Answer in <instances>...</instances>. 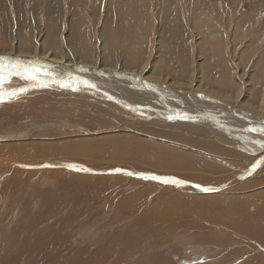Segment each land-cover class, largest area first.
I'll list each match as a JSON object with an SVG mask.
<instances>
[{
    "label": "rangeland",
    "instance_id": "1",
    "mask_svg": "<svg viewBox=\"0 0 264 264\" xmlns=\"http://www.w3.org/2000/svg\"><path fill=\"white\" fill-rule=\"evenodd\" d=\"M66 1H68L70 6L65 3ZM66 1L61 3V0H49L47 2L44 0H20L15 3L13 0H4L3 8L0 7V23H3L7 18H11L10 16L17 6L22 7L25 4L27 6L25 11L27 13L30 14L36 11L38 14H42L47 10H51L52 6L61 4L60 14L66 15L64 17L66 18V22L62 19L63 24L65 25L69 22L71 12L75 11L74 14L78 13L85 22L90 24L91 29H94L93 39L99 43L100 25L103 23L104 15L107 12L106 1L100 0L102 2L98 4L99 7L98 5L97 7L94 5L96 8H93L94 6L92 5V7L90 6L87 10L84 9V4L87 5V2L84 4L82 2L72 4L70 0ZM216 1L217 0H146L145 3L149 5V7L147 6V9H140L139 5L141 1L132 0V2H137V7L134 10L128 11V6L123 13L129 15L132 19L138 18L141 23V31L138 35V41L133 37L129 51L140 52L142 47L146 48L145 50L144 48L142 49L140 55L135 59L134 64L130 65L129 63H123L124 56L122 53H118L115 59L118 56L117 59L120 58L119 60L105 62L102 65L105 68L123 69L127 70V72L137 73L147 64L143 71L144 75L148 77L152 76L156 81L161 80L162 82L160 81V83L163 86L171 82L185 84L189 79V75L194 78L195 73L193 72L196 70L198 73L197 76H200L197 85L202 86L203 89L217 91V85L220 84L221 81H224L226 83L225 86L229 87L230 92L233 94L235 88L231 86L236 85L234 80V76L236 75L234 69L238 63L239 57L243 55L245 64H241L243 66L246 65V69L244 73H241L243 72L241 70L243 68L238 64L240 68L238 77L249 85L247 87L250 88V94H252L256 100V102L253 103L251 99L252 95H247L244 98V103L248 104V106H258L259 100L264 98V19L256 23L252 20L255 21L259 16L257 12L264 15V10H256L257 7L261 8L264 2L263 0H234L235 2H232L233 0H227L229 3L231 2L229 4L230 7H227L224 4L227 1L223 0L219 3H216ZM122 3L127 5L129 4V0H122ZM95 4H97V2H95ZM216 8H219V10L216 11V13H218L215 14L216 17L213 18L215 15H207L210 10ZM252 11L255 12L253 13ZM6 14H8V16ZM152 14H154V17ZM248 16L249 19L247 18ZM245 19H247L250 25ZM258 19H260V17ZM59 21H61V19ZM151 22L153 24L149 27ZM238 23L240 27L237 28L239 31L237 30L236 32L235 29ZM243 24L244 26H242ZM218 26H222V30H220L221 28ZM39 29L42 28L38 27L37 23L30 27L25 25L15 26L13 29H9L8 36L4 30H1L0 42L3 36L5 44H0V52L8 51L15 47L16 51L19 53H34L37 55L32 35ZM212 30L219 32L221 38H210L211 35L208 33ZM230 30H234V33ZM146 33L148 36L145 35ZM19 34L25 39L24 41L18 39L19 36L17 35ZM11 37L15 38L18 43L11 39ZM30 42L31 47H29ZM227 44H231L236 51L231 58L227 53ZM66 47L68 46L63 42L61 54H58L56 51L46 46H41L40 49L43 55L50 52L52 57L59 59L67 55V52L65 53ZM189 49L192 51L190 50L191 52H189ZM93 54L94 51L92 52V55ZM248 57L250 60L248 59L249 61L246 63ZM258 65L261 68L258 67ZM190 71L193 72L191 73ZM205 76L210 80V84L200 81ZM21 81L23 80L17 82ZM39 81L41 82L40 84L45 85L44 79L40 78ZM33 82L36 84L38 83L37 80ZM7 83L8 81L5 84ZM179 91L182 92L183 90ZM196 95L197 97H194L196 101H201V99L202 101H207L211 99V97L205 95L204 92ZM206 96L208 98H205ZM240 104L238 105L240 106ZM85 106L88 107L89 105L85 103ZM85 106L82 105L80 107L77 104L75 105L73 104L72 97H64L61 93L57 92H54L52 95L34 94L28 97L14 98L4 102V104L0 103V148L12 149L9 155L3 157L18 158L26 156L28 147H32V149H36V151H38V147L39 150L45 149L46 147L58 149L55 151V158H61L72 163L79 162V164L82 163L81 165H89L86 167L87 172L84 174V176L88 178L83 177L81 179L84 183H89L86 187L88 193H78L76 191V185L72 183L75 182L76 179L69 178V174L67 177V172L62 173L61 169L46 171L43 170L41 166L37 175L34 177H30L25 173H18V175L10 173L7 174V177L6 175L0 177V243L2 242L1 247L3 249H7L6 246L12 244V237L16 235L19 236L20 233H33L38 236L40 235L41 238L38 237V239L30 240L28 245L25 244L27 245V251L25 250L24 254H30L33 249H36L35 252L38 257L35 258L33 255V257L37 259L34 264H44L45 260L51 257L52 258L46 264H62L63 262L65 264H70V262L73 264H80L76 262L77 259H81L84 263L88 264H227L231 262L230 260H232V263L236 262L235 264H248L249 261L245 259L246 257L250 259L255 257L259 261L256 264L262 263V252L258 249L259 246L253 243L252 238L247 236L244 237L248 241H241L240 239L243 236L240 231L239 233L237 230L227 227L231 232L236 234V237L230 236L228 235L229 232H227L228 229L225 228L224 225H214V222L212 223V221H209L208 218L203 217L201 214L200 216L196 214L189 216L184 212V216L179 219L181 224L174 222L176 219H170L169 222L166 221L170 224V226H168L155 219L153 221L148 218L143 211H141L142 208L140 210L138 207L141 203H146L149 206H158L157 210H161L163 207L165 208V212L171 210L172 208L170 207L176 206L181 196L183 198L193 196L191 192H185L186 189L182 188L181 190V185H186L189 188L191 187L190 189L192 191L194 190V194H202L200 198L204 199L214 195H220L229 201H241L246 199L242 197L246 195L248 198H252L249 199V201L256 203L258 199H254L253 196L263 193L262 191H256V187L244 189L245 192H240V189H238L233 193H228V190L231 187L236 189L241 188V183L248 180L251 175L254 174L259 166L258 164L263 163V156H260L261 158L255 161V163L249 161H247L248 163H241L237 161L227 165V161L204 159L202 156L195 155L198 159L206 163L205 165L209 167L216 166L218 168L215 172L205 169L199 171V175L205 177L203 179L214 181H218L224 177H228L229 179L226 183H217V185L211 186L186 182L183 178L175 174H169L181 171L176 168H169L165 171L161 170L162 174L161 172L159 173L157 168L147 163L150 157L145 158L146 154H151L154 148L159 147L172 148L173 146H177L186 149L182 143L178 142L179 140L190 138L191 141L193 140L195 143L203 142L202 140H196L184 133L174 132L176 130L168 127L163 129L157 127V125H147L146 123L137 125L146 118L145 116L140 118L141 114L144 115L143 108H136V113L129 115L124 114V111L120 110L123 114H120L118 117H112L108 111H89ZM7 107L9 110H7ZM28 107L29 109L26 110ZM195 111L197 110L195 109ZM24 112L26 114H24ZM198 112L200 111L198 110ZM10 113L13 115V120ZM13 113H17L19 116L21 115V120H16L14 118L15 114ZM100 115L104 119H108L112 122V128H101L94 122L97 116L101 117ZM32 116H37V118L31 119ZM245 116H249V114L242 115L244 121H248L251 124L254 123L249 121ZM22 120L25 123H23ZM241 124L246 132L247 129L252 126L248 123ZM60 126H63L61 130ZM5 128L10 130L4 132ZM161 134L162 136H159ZM163 134H175V136L173 137L174 139H167ZM130 139L141 143V148L128 146L130 143L128 144L126 141L130 142ZM112 140H117L119 142ZM146 146H148V149H146ZM66 147H68V149L64 150ZM235 147L238 148L237 146ZM114 148L115 150L117 148V153L119 152L118 159H109L106 158L107 156L101 157V154L104 152L106 154H109V151L115 152ZM231 148L235 149L234 147ZM149 149L151 151H149ZM142 150H144V152ZM180 151L183 156L188 157L191 155V152L188 153L189 155H184V151ZM30 152L31 151H28V154ZM240 152L249 153L246 150L243 151V149H241ZM2 155L4 154H1V156ZM248 155L251 156V152ZM41 160H48V158H40V161ZM221 162L224 163L222 164ZM254 164L257 165V167L253 171L252 166ZM243 166L244 168L242 171L235 173L236 170L241 169ZM91 168L93 169L91 170ZM152 168L156 170L154 171ZM116 170L119 171L116 172ZM77 171H79V169ZM164 172L168 174H164ZM63 174H65V176ZM16 176L17 179L15 178ZM108 176H114L115 179L112 181L114 182L113 186L106 183L107 181L103 179L104 177L106 179L109 178ZM150 176L159 177L161 179H152ZM164 179L178 180L182 183L179 185L176 183H163ZM65 180L69 181L68 186L65 184ZM146 182H149L148 184H152L153 182L152 185L155 184L153 189L151 186L149 188ZM249 182H252V180L249 179L244 184H248ZM92 185L95 186H93L95 189L92 188ZM167 188L170 191H166ZM201 188L212 190L211 192L202 191V193H199L198 190ZM15 189L16 191H14ZM111 189L116 190L117 198H126L133 203L129 201H125L124 204L123 202H120V204L111 203L115 196V193H113ZM22 191L26 194L25 196H29V199L24 200V202L22 199L24 193ZM177 192H180L178 193L179 195ZM70 194L71 197L69 196ZM91 194H93L94 197ZM77 195L78 197H76ZM109 198L110 200L112 198V201H110ZM165 199L170 201H168L170 205L168 203L166 204ZM28 200L30 201V207L25 206L29 202ZM107 201H109L110 204H108ZM161 201L162 203L159 205ZM101 202H103V204ZM20 203L23 204V207ZM121 204H131V206L129 205L130 208L127 207L126 209L123 208ZM134 204L137 210L131 211L134 209ZM167 205L169 210L168 207H166ZM142 214H144V216ZM3 236L6 237L4 238ZM43 239H53L56 244H54V252H52L49 257L45 255L49 247L42 243ZM234 239L240 241L237 240L236 242ZM194 247H200L203 251L198 259L194 256V253H191ZM37 249L39 250L38 252ZM107 250H109L110 253ZM114 252L117 253L115 254ZM13 253L17 254L15 251H13ZM42 253H44L45 258L42 257ZM54 253H56L55 256H53ZM26 256L29 260L25 258ZM29 256H32V254L23 257L24 263L30 261ZM241 256L244 257V259ZM8 257L9 253H7L6 258ZM10 257H12V255H10ZM104 257H108L107 260ZM55 258L57 259L56 261L54 260ZM109 258H113L114 260L112 259L111 262ZM32 259L31 257V260ZM69 259H71V261Z\"/></svg>",
    "mask_w": 264,
    "mask_h": 264
},
{
    "label": "bare ground",
    "instance_id": "2",
    "mask_svg": "<svg viewBox=\"0 0 264 264\" xmlns=\"http://www.w3.org/2000/svg\"><path fill=\"white\" fill-rule=\"evenodd\" d=\"M3 1L4 0H0V7L2 8H3ZM13 1L17 3L20 0H13ZM44 1L47 2L49 0H44ZM65 1L66 0H61V3H64ZM70 1L72 4H75L78 2H82L84 4L85 2H87V5L84 4L85 10L90 8V6L92 7V5L93 6L95 5L97 7V5L100 4V2H102L100 0H70ZM105 1H106L105 4L107 5L106 6L107 12L106 14L104 13L105 14L104 21H102L103 23L100 25L99 43L94 41L93 39L94 29L92 30L90 24L85 22V20H83L78 13L74 14L75 11L71 12L69 22L66 23L65 25L63 24V20L66 22V18H64L66 15L60 14L61 4L52 6L51 10H47L43 12L42 14H38L36 11L30 14L27 13L25 11V9H27V6L25 4L22 7L17 6L15 8V11L12 12V14L10 11L11 18H7L5 21L3 20L4 21L3 23H0V31L4 30V32L8 36L10 28L13 29L15 26H21V25L30 27L37 23L38 27L42 28V29L36 30L34 34L32 35V40L36 46L35 51L37 52V55H35L34 53H31V54L19 53L18 51H16L15 47H13L12 49H9L8 51H1L0 57H5L6 63L10 61H13V62L19 61L21 62L22 66L39 68L42 72L48 73L49 75L41 76L38 74V79L40 78L44 79L45 85L40 84L41 82L36 84L33 82L34 80L27 79V78L16 77V76L11 77L8 80V83L4 85L5 98L2 103L4 104V102L10 101L11 99H14V98L16 99L19 97H28L34 94L52 95L54 92H57V93H61V95L64 97H69V98L72 97L73 104L75 105L77 104L81 107L82 105L85 106V103H86L89 106L88 107L85 106V107H87L89 111L90 110H97V111L99 110L101 112L108 111L112 117H118L120 114H123L122 112H120V110L124 111V114L129 115V114L136 113L135 111L136 108H143L142 110H144V115L141 114V116L140 115L139 116L140 118L144 116L146 118H144L137 125L146 123L147 125H157V127H161L163 129H166V127H168L170 129L176 130L174 132L184 133L187 136L193 137L196 140L203 141V142L195 143L193 142V140L191 141L190 138L179 140L178 142L182 143L186 147V149L177 147L176 145H175L176 147L173 146L172 148H163V147L154 148L151 154L150 153H148L149 155L146 154L145 158L150 157L147 163L150 164L152 167L157 168L159 170V173L161 172V170L165 171L166 169H169V168H176L177 170H181L178 173H169V174H175L176 176L183 178L184 181L186 182L200 183L203 186L217 185V183L218 184L226 183V181L229 178L224 177L222 179H219L218 181L203 179L205 177L200 176L199 171H202V169H205L207 171L212 170V172H215L218 170V168L216 166L209 167L205 165L206 163H204L201 159H198L195 155L202 156L204 159H211L215 161L220 160L224 162L227 161L226 162L227 165H230L229 163H234L237 161H240L241 163H248L247 161L251 163H255V161L261 158L260 156H263L262 158L263 163L258 164L259 166L257 170L249 178L252 180V182H249L248 184H244L246 181L249 180L248 179L245 182L241 183L242 184L241 188L236 189L234 187H231L228 190V193H233L238 189H240L239 190L240 192H245L244 189H247V188L250 189V188L256 187V191L263 192V193L256 194L253 196L254 199H258L256 203L249 201V199H252V198H248L246 195L242 196L246 199L241 200V201L240 200L229 201L227 199H224L223 196H220V195H214V196H211L210 198L204 199V198H200L202 194L200 195L194 194L193 192L194 190L192 191L190 189L191 187L189 188L186 185H181V190L182 188L186 189L185 192L186 191L191 192V195L193 196L184 197V198L181 196V199L177 201L176 206L170 207L172 208L171 210H169L168 205L166 207H168L169 211L165 212L164 207L161 210H157L158 206L157 207L149 206L146 203H141L138 208L140 210L142 208L141 211H143L145 216H147L148 218L152 219L153 221L155 219L156 221L162 222L168 226H170V224H168L167 222H169L170 219L172 220L176 219V221L174 222H178L179 224H181V221L179 219H181L182 216H184L183 214L184 212L185 214L189 216L190 215L192 216L193 214L200 216L201 214L203 215V217L208 218L209 221H212V223L214 222L213 223L214 225L220 224V225H224L225 228L229 227L233 230H237L238 232L240 231L243 237H241V239L240 238L238 239L246 242L248 240L244 236H247V237L252 238L253 243L259 246L258 249L262 252L261 254L262 263L261 264H264L263 262L264 261V148H261L259 146L260 144L264 143V138H263L264 134H260L256 132H248V131L246 132V130L243 129V125L241 124V123L251 124L248 121L247 122L244 121L242 117V115H248V114L249 116H245V117L249 121L254 122L251 124L252 125L251 128L259 127L262 123H264V98H261L259 100L258 106L256 105L248 106V104L244 103V98L247 95H252L250 94V88L247 87L249 85L244 83L242 79L238 77L239 71H240L239 66L243 68L241 69L243 71L241 73H244L245 72L244 70L246 69V65L243 66L241 64V63H244L243 61L244 56L241 55V57H239L238 63L236 64V67L234 69L235 74H236L234 76L236 85L231 86L235 88V92L233 94L232 92H230L229 87L225 86L226 83L224 81H221L220 84L217 85V91L203 89L202 86L197 85V82L199 81L198 79L200 76H197L198 73L196 70L194 72L192 71L193 73H195L194 78L191 75H189V79L185 84H181L180 82H176V83L171 82L167 85L164 84L163 86L160 83L161 80L156 81L152 76L148 77L144 75L143 71L145 70V67L147 64H145V67H143L142 70L137 73L127 72V70H123V69L118 70L116 68H105L102 65L103 63L109 62V61L114 62L120 59V58L117 59L118 56L115 59V56L118 55V53H122V55L124 56L123 63H129L130 65L134 64L135 59L140 55V53L142 52V49L144 48L145 50L146 48V47H142L140 52H135V51L130 52L129 51L130 49L129 47L131 45V41L133 37L136 39V41H138V35H139V32L141 31V28H140L141 23L138 18L132 19L129 15H127L126 13H123V11H126L125 8H128V6H129L128 11L134 10L137 7V2H132V0H129V4L124 5L122 3V0H105ZM139 1H141L139 5L140 9H144V8L147 9V6L149 7V5L145 3L146 0H139ZM95 2H97V4H95ZM232 2H235V1L233 0ZM65 3L68 6H70L68 4V1H66ZM95 6L93 8H96ZM72 7H71V10H72ZM261 8L259 10H261ZM173 11H174V8H173ZM252 12L254 13L255 11H252ZM6 15L8 16V14ZM152 16L154 17V14H152ZM247 18L249 19V16ZM60 19L61 21H59ZM245 20L247 22V19ZM152 22L149 27L152 26L153 24ZM157 23H158V20H157ZM242 26H244V24ZM218 27L221 28L220 30H222V26H218ZM238 27H240L239 23L236 29L234 27L236 32L237 30L239 31V29H237ZM230 31L234 33V30H230ZM208 34L211 35L210 38L212 37L216 39L221 38L220 33L217 32L216 30H212ZM145 35H147V33ZM17 36H19L18 38L19 40L21 41L25 40L20 34ZM11 39L17 42L15 38L11 37ZM63 42L68 46L65 48L66 50L65 53L67 52V55L65 57L63 56L57 59V58L52 57V54L50 52L45 55L41 53L40 47L46 46V47H50L51 50L56 51L58 54H61L62 53L61 46ZM0 44H5V40L3 36H2V40ZM29 44H30L29 47H31V42ZM187 48H188V45H187ZM190 50L191 49H189L188 51L191 52L192 50L191 51ZM93 51H94V54L92 55ZM235 52L236 51L234 50L233 46L231 44H227V53L230 58L233 56ZM248 59L249 57L247 58L246 63L250 60ZM238 64L240 65L238 66ZM258 67L260 66L258 65ZM19 80H23V81L17 82ZM83 81H87L88 85L90 86H85V84L79 83ZM200 81L210 84V80L206 76L202 78V80ZM61 83H64L66 86L61 87L60 86ZM73 87H75L77 90L73 91ZM21 88L26 89V91L20 92L14 97H9L7 95L9 91L13 89H21ZM179 90H183L184 92L183 91L180 92ZM203 92L205 93V95H209L211 99L207 101H202V99L200 98L201 101H196L195 100L196 98L194 99L195 96L197 97L196 94L203 93ZM205 98H208V97L206 96ZM251 99L253 103L256 102L253 95L251 96ZM238 104H240V106ZM28 109L29 107L26 108V110ZM195 109L197 111H195ZM7 110H9L8 107H7ZM198 110L200 112H198ZM24 114L26 113L24 112ZM29 114H32V113H29ZM33 114L37 115L35 113ZM10 116L11 118L13 117L12 114ZM14 116L16 120H21V115L19 116L16 113ZM33 118H37V116L36 117L32 116L31 119ZM94 122H96L97 125L101 128H105V129L112 128V122L108 119H104L102 116L101 117L97 116ZM23 123L25 122L23 121ZM151 127L154 128L153 126ZM62 128L63 126L60 128V130ZM6 129L7 128H5L4 132L10 130V129L6 130ZM159 136H162V134ZM163 136L166 137L167 139H174L173 137L175 136V134H171V135L163 134ZM112 141L116 142L117 140H112ZM126 142L128 144L130 143L128 146H134L135 148H141L142 146V144L139 143L138 141L137 142L132 141L131 139H130V142L129 141H126ZM234 145L237 146L238 148H236ZM231 147H234L235 149ZM67 149L68 147H66L64 150H67ZM146 149H148V146H146ZM239 149L240 150L243 149V151L246 150L249 153L251 152V156L248 155L249 153L247 154L245 152L246 153L245 154L244 152L243 153L240 152ZM11 150H12L11 148H0V177L5 176V175L7 177V174H10V173H14L17 175L18 173H21V174L25 173V174H28L30 177H34L35 175H37L38 170L40 169L41 166H42L41 168L46 171H55L53 169H56V170L61 169L62 173L67 172L66 174L67 177L69 174L70 175L69 178L76 179V181L72 183L76 185V191L78 193H84V192L88 193V191H86L87 190L86 187L89 185V183H84L83 181H81L83 177L88 178L84 176V174L87 172L86 167L89 166L88 164L86 165L83 163L84 165H81L82 163L79 164V162L78 163L76 162L77 163L76 164V163L63 160L61 158H55L54 157V155L56 154L55 151L58 149H51V148H46V147L45 149L43 148L41 150H39V147H38V151H36V149L35 150L32 149V147H28V150H26V156H22L18 158L3 157V156L9 155ZM116 150L115 152L109 151L108 152L109 154H106L104 152L103 154H101V157L107 156L106 158H109V159H118L119 152L117 153ZM144 150L142 151L144 152ZM180 150L184 151L185 153L184 155L190 152H191V155L188 157L183 156ZM28 151H31V152L28 154ZM149 151L151 150L149 149ZM1 154H4V155L1 156ZM39 157L48 158V160L40 161ZM224 162H221V163L223 164ZM243 168L244 166L241 169L236 170L235 173L242 171ZM78 169L79 171H77ZM92 169L93 168H91V170ZM118 171L116 170V172ZM164 174H168V173L164 172ZM63 175L65 176V174ZM108 177L109 178L107 179L105 177L104 178L102 177V178L105 181H107L106 183H109L110 185L113 186L114 182L112 181L113 179H115L114 176H111V177L108 176ZM150 177L152 178V176ZM15 178L17 179V176ZM64 182L67 186L69 185V181L65 180ZM148 183L147 185L149 186V188L151 186L153 189L155 184L152 185L153 182L152 184H148ZM93 186L94 185H92V188L95 189L94 188L95 186L94 187ZM201 189L200 190L197 189L199 193H202ZM14 191H16V189ZM111 191L115 193V196L113 197V201H112V198L111 200L109 198V200L112 201L111 203L120 204V202H123L124 204L125 201H129L133 203L132 201L126 198L125 199L117 198L115 189H111ZM166 191H170V190L167 188ZM178 193L180 192H177V194ZM16 195H17V192H16ZM25 195H26L25 193L24 195H22L23 202L24 200L29 199V196H25ZM91 195L93 196V194ZM69 196L71 197V194ZM76 197H78V195ZM165 200H166V204L167 203L169 204L170 201L167 199ZM107 202L108 204H110L109 201ZM101 203L103 204V202ZM161 203L162 201L159 203V205ZM20 204L23 207V204L22 203ZM105 205H106V202H105ZM129 205L131 206V204H126V205H122V207L127 209V207L130 208ZM25 206L30 207V201ZM136 210H137V207L135 205L134 209L131 211H136ZM144 214L142 215L144 216ZM193 217H196V216H193ZM229 228H227L228 229L227 232L230 233V234L228 233V235L236 237V234L231 232ZM36 235L33 233H27V234L20 233L19 236L16 235L11 238L12 244H9L8 246H6L7 249H3L1 247V243H2L1 242L0 243V264H34L35 261L37 260L35 258L38 257L36 256L37 255V253L35 252L36 249H33L30 254L29 253L24 254V252L25 250L27 251L26 247L29 244L30 240L38 239V237L41 238L40 235L39 236L38 235L36 236ZM238 239L236 240L234 239V241L237 242ZM42 243L46 244L49 247V250L45 252V255H48L47 257H49V255L52 252H54V248L56 244L54 243L53 239L52 240L43 239ZM11 249L15 251L17 254H14ZM38 251L39 250L37 249V252ZM107 251L109 252V250ZM7 253H9L8 258H6ZM191 253H194V256L198 259L199 255H201L203 251L200 249V247H196V248L194 247ZM31 254L32 256H29L30 261H27L26 263H24L25 261L23 257L25 255H31ZM42 254H43L42 257H44V253ZM10 255H12V257H10ZM33 255L35 256V258L33 257ZM55 255L56 253L53 254V256ZM31 257L33 258L32 260H31ZM108 257H104V258H106L107 260ZM25 258H27V256ZM51 258L46 259L44 264L48 263ZM242 258L244 259V257ZM109 259L111 261L113 258L112 259L109 258ZM245 259L249 261L248 264H256L257 262H259L258 259L255 257L251 259L246 257ZM54 260L56 261L57 259L55 258ZM69 260L71 261V259ZM116 260H115V263H116ZM230 261H231L230 263H232V260ZM76 262H79L80 264H88V263H84L81 259L79 260L77 259ZM235 263L236 262L232 264H235ZM70 264H73V263L70 262Z\"/></svg>",
    "mask_w": 264,
    "mask_h": 264
},
{
    "label": "snow or ice",
    "instance_id": "3",
    "mask_svg": "<svg viewBox=\"0 0 264 264\" xmlns=\"http://www.w3.org/2000/svg\"><path fill=\"white\" fill-rule=\"evenodd\" d=\"M38 74L43 76V75H49L48 73L42 72L39 68L35 67H28V66H22L21 62L19 61H10V62H5V58L0 57V103L4 101L5 98V89L4 85L5 83L13 76L16 77H22V78H27L31 80H37L38 83H40L38 79ZM85 84V86H90L88 85L87 81L79 82ZM61 87H65L66 85L64 83L60 84ZM70 86V85H69ZM77 90L75 87H73V91ZM26 91V89H13L7 93L9 97H14L18 93ZM248 132H256L260 134H264V123H262L259 127L256 128H248ZM261 148H264V143L259 145ZM257 165L252 166V170H255ZM152 179H161L159 177H152ZM163 183H176L179 185L182 183L181 181L178 180H169V179H164ZM202 191H211L212 189L208 188H203L201 189Z\"/></svg>",
    "mask_w": 264,
    "mask_h": 264
},
{
    "label": "crops",
    "instance_id": "4",
    "mask_svg": "<svg viewBox=\"0 0 264 264\" xmlns=\"http://www.w3.org/2000/svg\"><path fill=\"white\" fill-rule=\"evenodd\" d=\"M220 1H223V0H217L216 3H219ZM225 1H227V0H225ZM227 2H228V3H227ZM227 2L224 3L225 6L230 7V6H229V4H230L229 1H227ZM263 2H264V0H263ZM259 9H260V8L257 7V10H259ZM261 9L264 10V4H263V6H262ZM217 10H219V8H218V9L216 8V9H214V10H210L209 13H207V12H206V13H207V15H215V14H218V13H216ZM219 14H221V13H219ZM257 14H258L259 16L255 19V21L252 20L254 23H256L257 21L259 22L260 20H263V19H264V15H261L260 12H258ZM250 15H251V14H250ZM214 17H216V15L213 16V18H214ZM259 17H260V20L258 19ZM261 18H262V19H261Z\"/></svg>",
    "mask_w": 264,
    "mask_h": 264
},
{
    "label": "water",
    "instance_id": "5",
    "mask_svg": "<svg viewBox=\"0 0 264 264\" xmlns=\"http://www.w3.org/2000/svg\"><path fill=\"white\" fill-rule=\"evenodd\" d=\"M135 111H136V109H135Z\"/></svg>",
    "mask_w": 264,
    "mask_h": 264
}]
</instances>
